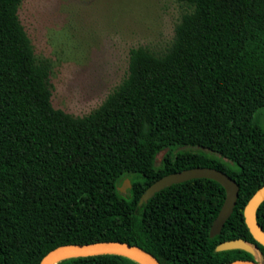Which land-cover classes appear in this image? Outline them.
I'll return each mask as SVG.
<instances>
[{
    "label": "trees",
    "instance_id": "1",
    "mask_svg": "<svg viewBox=\"0 0 264 264\" xmlns=\"http://www.w3.org/2000/svg\"><path fill=\"white\" fill-rule=\"evenodd\" d=\"M20 1L0 0V264H38L57 246L102 241L140 246L161 264L257 257L215 250L233 238L264 263L243 215L264 184V0H177L192 9L171 46L159 55L131 48L122 82L84 116L53 106L50 62L34 56ZM195 166L239 186L213 237L225 198L213 179L175 183L138 204L155 180ZM256 215L264 232V201ZM54 264L140 263L98 254Z\"/></svg>",
    "mask_w": 264,
    "mask_h": 264
},
{
    "label": "rangeland",
    "instance_id": "2",
    "mask_svg": "<svg viewBox=\"0 0 264 264\" xmlns=\"http://www.w3.org/2000/svg\"><path fill=\"white\" fill-rule=\"evenodd\" d=\"M191 9L177 0H21L18 17L36 60L50 62L53 106L84 116L122 82L130 49L164 53Z\"/></svg>",
    "mask_w": 264,
    "mask_h": 264
},
{
    "label": "water",
    "instance_id": "3",
    "mask_svg": "<svg viewBox=\"0 0 264 264\" xmlns=\"http://www.w3.org/2000/svg\"><path fill=\"white\" fill-rule=\"evenodd\" d=\"M194 178L213 179L220 183L225 190L223 204L210 226L209 235L213 237L220 233L225 221L232 213L239 190L237 182L219 169L207 166H195L165 174L151 183L143 191L138 200V204L141 205L143 202H146L155 192L167 186ZM129 187L130 181L128 178H125L118 188L120 191L124 192ZM263 201L264 184L254 191L243 209L244 220L250 233L253 238L262 245H264V232L257 222L256 212ZM230 249H242L257 257L255 259H237L227 264H264L259 260L255 246L243 238L224 240L215 247L216 251ZM98 254H117L131 258L140 264H161L151 252L140 246L120 241L60 245L44 254L38 264H54L58 260L69 256H90Z\"/></svg>",
    "mask_w": 264,
    "mask_h": 264
}]
</instances>
